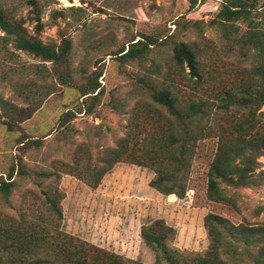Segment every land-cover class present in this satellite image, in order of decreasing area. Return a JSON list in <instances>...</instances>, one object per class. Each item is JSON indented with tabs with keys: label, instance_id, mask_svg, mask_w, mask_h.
Wrapping results in <instances>:
<instances>
[{
	"label": "rangeland",
	"instance_id": "1",
	"mask_svg": "<svg viewBox=\"0 0 264 264\" xmlns=\"http://www.w3.org/2000/svg\"><path fill=\"white\" fill-rule=\"evenodd\" d=\"M220 3L197 0L189 8V0H0L43 43L71 42L67 61L56 66L10 43L4 47L0 30V98L9 104L0 106V181L10 172L13 180L7 197L0 192L3 261L17 260L15 252L23 251L22 264H55L54 246L41 232L50 228V234L103 248L129 264H156L157 251L141 231L157 222L164 228V249L178 256V264H195L209 247L204 221L212 214L226 220L211 219L220 257L228 264H256L263 242L245 243L236 227L264 225V180L244 186L220 182L227 199L210 200L207 172L216 135L205 132L196 142L182 195L152 187L155 171L137 163L156 129L172 122L181 133L185 120L155 102L150 87L173 93L180 109L188 98L209 100V115L197 116L193 126L201 122L228 131L231 114L243 112L220 108L210 84L193 91L188 67L173 57L180 42L191 46L201 71H215L218 88L246 77L249 60L229 46L232 33L225 37L216 21ZM247 22L235 23L243 30ZM147 38L155 41L147 48L136 43L143 49L139 56H119L122 47ZM93 82L98 93L82 95ZM257 167V173L264 171V155L257 157ZM180 182L166 184L177 189Z\"/></svg>",
	"mask_w": 264,
	"mask_h": 264
},
{
	"label": "trees",
	"instance_id": "2",
	"mask_svg": "<svg viewBox=\"0 0 264 264\" xmlns=\"http://www.w3.org/2000/svg\"><path fill=\"white\" fill-rule=\"evenodd\" d=\"M221 0L220 7L216 13V21L221 25L225 37L232 39L229 46L235 47L249 60V68L246 77L242 76L239 82L232 83V86H222L218 88L214 84L215 71L207 70L202 72L197 60L195 50L184 42H180L174 48V59L179 65L187 66L189 76L193 79V91H197L204 85L210 86L215 99L220 101V108L233 111L231 108L242 109L240 114H231V128L227 131L222 129V125L211 128L198 122L194 126L191 124L198 116L201 119L209 115L208 108L211 103L207 99L186 98L185 104L180 109L178 98L167 89H155L150 87L153 100L165 106L173 115H184L185 120L183 131L177 133V127L169 122L166 127L160 126L154 131L153 136L147 145H144L142 153L138 155L140 165L152 168L156 176L150 181V185L164 193L184 192V182L182 177L190 165V157L195 153V145L202 139L205 132L211 133L209 136L216 135L217 145L215 155L209 165L207 176V196L213 201H224L226 195L220 189V182L235 186L248 184H258L264 180V171L257 173V157L264 155V111H259L264 105V0ZM197 0H189V8L196 5ZM262 15L259 20H254V16ZM248 21L243 30L237 21ZM0 30L5 33L2 38L3 45L10 43L15 49L26 51L42 61H51L56 66L67 61L71 42L62 38L58 46L45 44L42 40L27 32L23 22L11 17L0 7ZM133 41V40H132ZM155 40L147 38L146 41L137 40L122 47L118 54L123 59H131L143 53V49L136 48L138 42H143V47L147 48ZM7 53L12 56V49H7ZM204 65H202L203 67ZM63 77V75H60ZM99 88L98 83H90L88 88L83 90L82 95L93 94ZM96 92L93 96H95ZM7 101L0 98L1 108H5ZM69 110L66 112V118ZM64 115V117H65ZM207 115V116H206ZM188 121V122H187ZM159 122V121H157ZM187 122V123H186ZM8 128L12 125L5 122ZM215 131V134L214 132ZM119 152V153H123ZM116 153V157L120 154ZM117 161V160H116ZM180 179L179 188L168 186L167 180ZM12 172L0 181V192L7 197L12 190ZM174 196L173 194H171ZM52 208L59 211L55 201L49 200ZM60 213V212H59ZM211 219H216L220 224L224 218L216 215H207L204 224L208 228L210 243L208 249L203 254H197L195 264H228L219 255L221 240L212 226ZM157 222L143 226L141 236L144 241L157 251L156 264H178V256L164 249V228ZM155 228H160L156 231ZM236 229L243 234L242 239L245 243L262 241L263 246L258 256L255 258L256 264H264V225L254 228L237 226ZM57 230V228H55ZM54 230V231H55ZM7 232L6 230H3ZM50 228L41 231L45 238L49 239L54 246L55 255L58 257L55 264H129L127 259L103 248L87 244L73 242V237L62 234H50ZM256 235L257 238H253ZM19 238L18 234L13 237ZM63 247V248H62ZM8 248H10L8 246ZM22 251V250H21ZM23 253V251H22ZM19 251L15 252L17 260L3 261L0 255V264H22L25 255ZM54 254V253H53ZM141 264V263H136Z\"/></svg>",
	"mask_w": 264,
	"mask_h": 264
}]
</instances>
